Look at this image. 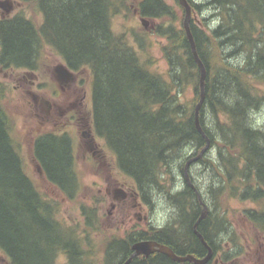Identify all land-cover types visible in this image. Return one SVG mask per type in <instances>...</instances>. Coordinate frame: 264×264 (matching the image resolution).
I'll use <instances>...</instances> for the list:
<instances>
[{"label": "trees", "instance_id": "trees-1", "mask_svg": "<svg viewBox=\"0 0 264 264\" xmlns=\"http://www.w3.org/2000/svg\"><path fill=\"white\" fill-rule=\"evenodd\" d=\"M17 1L32 5L41 22L36 25L18 13L0 23V68L37 70L42 50L49 47L70 70H89L94 131L143 199L158 193L170 217L160 227L135 228L101 244L93 241L100 231L94 207L81 206L82 225L60 220L59 203L44 196L24 170L14 124L4 108L8 87L0 82V253L7 264H123L140 240L198 258L204 250L192 231L202 210L198 198L208 214L196 230L223 262L235 253H222L228 240L235 245L232 224L221 211L223 201L253 203L243 214L264 237V125L252 118L264 105V89L257 87L264 88V0H187L193 12L208 9L214 21L213 28L203 29L192 17L189 21L206 68L198 121L210 142L195 164L210 180L203 186L192 180L194 189L184 179L183 187H175L179 175L184 178V165L206 144L195 123L199 68L179 1H137L142 25L152 24L149 33L134 36L137 48L110 28L121 0ZM150 36L164 40V72L156 71L146 54L143 44ZM31 148L46 181L68 200L75 198L80 180L70 136L44 132ZM129 264L181 263L152 253Z\"/></svg>", "mask_w": 264, "mask_h": 264}, {"label": "rangeland", "instance_id": "rangeland-1", "mask_svg": "<svg viewBox=\"0 0 264 264\" xmlns=\"http://www.w3.org/2000/svg\"><path fill=\"white\" fill-rule=\"evenodd\" d=\"M2 3L8 2L13 5L14 10L10 13L11 17L21 13L26 18L31 19L36 25L40 24L41 16L35 11L32 5L17 0H0ZM138 0H121L117 7L118 12H113L110 16V28L113 33L119 37L123 36L130 45L134 42L135 37L144 35V32L149 33L152 27L151 21H147L146 26L143 24L142 17L136 9ZM196 3L207 2L209 0H194ZM168 4L174 5L173 0H166ZM123 5V6H122ZM8 12V11H7ZM206 10L201 12L191 13V17L195 24L200 27H211L214 21L212 15H207ZM205 22V23H204ZM201 23L203 25H201ZM208 23V24H207ZM138 35V36H137ZM264 35V34H263ZM135 36V37H134ZM264 37V36H263ZM148 44L144 42V47H147L146 54L151 57L153 68L158 72L167 70V64L162 56L161 48L164 45V40L154 36H150ZM145 41V40H144ZM264 42V38H263ZM134 44V43H133ZM134 47L138 46L134 44ZM62 60L49 48L45 47L41 53L39 62L38 78L33 84L28 83V87H24L23 83L18 82L23 70L14 69L8 70L0 68V82L8 87L5 95L4 108L14 124V135L19 144V151L22 157L24 170L36 184L39 191L49 198L59 203V219L68 224L82 225L83 217L81 216V206H92L96 209L100 231L93 237V241L101 244L104 239L116 235L124 236L132 229H148L149 222L154 226H162L169 221L170 209L165 200L158 193L146 196L149 202L148 209L145 207L141 213V219L134 215L135 210H128L123 206H117L111 210L112 200L106 195L108 184H123L127 189H132V179L125 175L116 165L113 153L106 147L104 140L97 138L102 152L100 161L96 158H91L85 151L83 140L86 139L80 134V130L72 123L61 125L66 122L69 113H65L62 117H58V104H63L66 101L67 95L71 93V89L61 91L58 83L55 80L53 68L62 64ZM79 81L83 79L82 87L86 93V101L84 102L82 114L88 113L91 121L92 114V98H91V75L89 70H82L79 73ZM30 80V79H28ZM71 83V82H70ZM79 84V83H78ZM258 89L263 90L261 86ZM25 88L32 91L38 97L44 98L51 103L50 115L39 113V107L34 109L32 100L29 95H26ZM55 103L56 106H53ZM41 109V108H40ZM252 118L256 125H264V105L260 106L252 113ZM61 121V122H60ZM71 124V125H70ZM67 132L72 140L73 155L75 159L76 169L80 180V189L73 199L64 197L57 188L49 184L43 174L38 171L37 164L32 156V142L35 136L44 132L61 133ZM213 150H209L208 156H211ZM189 151L186 155H189ZM202 165H194L191 167L190 174L193 177L194 184L200 186L206 185L209 182L210 176L206 172H202ZM201 175H207L202 178ZM179 178V179H178ZM175 184L176 189H180L183 184V177L179 175ZM130 202V201H129ZM254 207L250 202H238L236 200L223 201L221 211L224 212L227 219L231 222L233 233L235 235V245L228 240L223 252L235 251L224 264H264V237L260 234L249 220L243 214L244 209ZM260 207L264 208V202L260 203ZM123 208V209H122ZM108 211L111 213L108 214ZM147 217V221L142 220ZM65 257L59 260L65 261ZM59 261V262H60ZM0 264H7L6 258L0 253Z\"/></svg>", "mask_w": 264, "mask_h": 264}, {"label": "flooded vegetation", "instance_id": "flooded-vegetation-1", "mask_svg": "<svg viewBox=\"0 0 264 264\" xmlns=\"http://www.w3.org/2000/svg\"><path fill=\"white\" fill-rule=\"evenodd\" d=\"M9 4L10 3L5 4V3H2L0 1V23L2 21H5V20L12 18L10 13L14 10L13 5L8 12L6 11V7ZM8 70L13 71L14 69H8ZM20 70H23L24 74L22 75V77L19 80H16V81L23 83L24 87H28V83L33 84L34 83L33 81L37 80L36 78H38V77L35 74H38V69L37 70L20 69ZM80 71H73L72 72L73 73V81L71 83L61 84V83L56 81L58 83V86H59L61 91L65 92V90L71 89V93L67 95L66 101H63L64 102L63 104H58V107H57L58 117H59V115H60V117H62L63 115H65V113H69V115L66 118V122L61 124V125L64 126L69 122L76 125L77 129L81 131L80 134L82 135V137L86 138L83 140V143L85 146V151L90 155L91 158H96V159H99L98 161H100V160H102L101 159L102 152H101V148H100L99 144L96 141V139L100 138V137L94 131L92 116H91V121H90L88 113H86L85 115L82 114L83 107H85L84 102L86 101L87 97H86V93H85V91L81 85V84H83V79L81 78L80 81L78 80L79 79L78 76H79ZM28 79H30V80H28ZM24 92L26 93V95H29L31 97L32 105H33L34 109H37L40 105L39 113H42V114L45 113V115H50V110H51L52 105L49 101L33 94L32 91H30L28 88H25ZM52 104H54L53 106H56L55 103H52ZM66 133L67 132L63 131L59 134H66ZM195 164H196V162H192L189 164V166L187 168H185V165L183 168V175H184L183 179H184L185 183L190 187H191L190 182H193L192 181L193 177L190 174V170H191V167L194 166ZM186 171H187L188 176L190 175L189 181L186 179V175H185ZM183 185H184V183L182 184V187H183ZM106 195L113 202V203H111V208H110L111 210L116 209L117 206L118 207L123 206V208H126L127 213H128L129 209L135 210L136 212L134 213V215L136 217H138V219H141L142 210L145 207L147 209L149 207L148 200L143 199V197L138 192V190H136L135 188H132V189L128 188L127 189L123 184H119V185L115 184V183L113 185L108 184V187L106 188ZM197 195H198V192H197ZM110 212L108 211V214ZM142 220L147 221V217L144 216ZM149 225L152 227L154 226L153 223H151V222H149ZM154 227H157V226H154ZM192 231H193L195 237L198 239L199 243L201 244L202 249H204L203 251H200L201 255L198 258H204L208 252V249L199 240L198 236L195 234L193 227H192ZM180 242L178 245H180ZM208 246L210 247V245H208ZM187 262L188 261H185L181 264H184ZM188 263H190V262H188ZM191 264H193V263H191ZM207 264H224V262L222 261L221 253H219V254L212 253V257L207 262Z\"/></svg>", "mask_w": 264, "mask_h": 264}, {"label": "water", "instance_id": "water-1", "mask_svg": "<svg viewBox=\"0 0 264 264\" xmlns=\"http://www.w3.org/2000/svg\"><path fill=\"white\" fill-rule=\"evenodd\" d=\"M178 1H179V4L185 10L183 27H184V30L186 32L187 38L189 40L190 48H191V52L193 54L194 60L196 61L198 68H199V89H200L199 97L200 98H199V102H198V104L196 106V110H195V123H196L197 130L199 131V133L201 135H203V137L206 140V144L202 148L200 153L196 157L190 159L186 163L185 168H187L191 162L197 161L198 159H200L202 157V155L209 149L210 142H209V139L207 138V136L205 135V133L203 132V130L201 129V127L199 125V121H198V110H199V108H200V106L204 100V97H205L204 86H205V79H206V68L203 65V63L201 62V60L199 59V56H198L197 51H196L195 43H194V40L192 38L190 29H189V21H190L191 13H192L191 6L187 0H178ZM6 3H8V2H5V4ZM11 7H12V5L9 4L6 7V11H9L11 9ZM53 73L55 75L56 81L61 83V84H68V83L73 81V75H72L71 71L64 64L56 65L53 68ZM39 172H40V170H39ZM185 175H186V179L189 181V176L187 174V171H186ZM190 185L192 186V188H194L193 184L190 183ZM206 213H207V207L205 204L202 203V211L200 213V216H199L198 220L193 225L195 234L198 236L199 240L208 249V252L204 258H196L193 255L179 256V255L175 254L171 248H169L168 246H166L164 244H160V243H158L156 241H152V240H140V241H137L134 244H132V246H131L132 253H131L130 257L123 264H129L134 257H138V256L148 257L152 253L163 254V255L167 256L169 259H171L172 261L178 262V263H183L185 261H188V262L193 263V264H207V262L212 257L213 251H212L211 247H209L206 244V242L204 241V239L200 235V233L198 231H196V227H197L198 223L206 215Z\"/></svg>", "mask_w": 264, "mask_h": 264}, {"label": "bare ground", "instance_id": "bare-ground-1", "mask_svg": "<svg viewBox=\"0 0 264 264\" xmlns=\"http://www.w3.org/2000/svg\"><path fill=\"white\" fill-rule=\"evenodd\" d=\"M208 7H209V6H208ZM211 8H212V7H211ZM205 9H206V8H205ZM207 10H208V9H207ZM207 10H206V11H207ZM204 23H205V22H204ZM201 25H203V24L201 23ZM193 187L195 188V186H194V185H193ZM191 188H192V186H191ZM194 188H193V189H194ZM201 211H202V210H201ZM200 213H201V212H200ZM207 213H208V209H207ZM207 213H206V215H205L204 217H206V216H207ZM199 216H200V215H199ZM204 217H203V218H204ZM198 218H199V217H198ZM197 220H198V219H197ZM159 227H160V226H159ZM200 235H201V234H200ZM201 236H202V235H201ZM202 237H203V236H202ZM143 257H144V256H143Z\"/></svg>", "mask_w": 264, "mask_h": 264}]
</instances>
